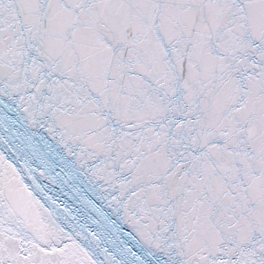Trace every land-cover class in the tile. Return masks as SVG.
<instances>
[{
    "label": "snow or ice",
    "instance_id": "1",
    "mask_svg": "<svg viewBox=\"0 0 264 264\" xmlns=\"http://www.w3.org/2000/svg\"><path fill=\"white\" fill-rule=\"evenodd\" d=\"M0 264H264V0H0Z\"/></svg>",
    "mask_w": 264,
    "mask_h": 264
}]
</instances>
